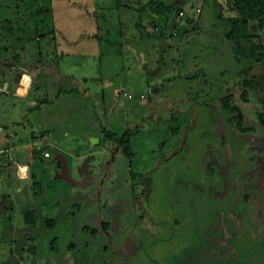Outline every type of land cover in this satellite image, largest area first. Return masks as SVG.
Listing matches in <instances>:
<instances>
[{
    "label": "rangeland",
    "instance_id": "374dc122",
    "mask_svg": "<svg viewBox=\"0 0 264 264\" xmlns=\"http://www.w3.org/2000/svg\"><path fill=\"white\" fill-rule=\"evenodd\" d=\"M220 2L188 0L182 11L159 12L153 0H0V68L19 59L33 71L40 56L65 74L55 106L37 113L60 128L36 144L35 157L19 152L37 171L31 189L40 219L30 226L26 207L2 208L0 264H264V67L244 102L234 49L246 56L249 42L264 61V25ZM220 13L227 19L217 22ZM229 90L252 134L236 131V114L230 122L218 99ZM138 106L151 115L132 138L133 156L120 150L116 161L113 146L98 143L94 168L81 172L86 184L95 174L91 189L55 201L61 189L76 190L77 137L122 134ZM24 109L17 129L33 142V111ZM68 130L77 134L59 140ZM61 142L68 150L58 155ZM4 179L8 192L26 183L14 170Z\"/></svg>",
    "mask_w": 264,
    "mask_h": 264
},
{
    "label": "crops",
    "instance_id": "0c3cea01",
    "mask_svg": "<svg viewBox=\"0 0 264 264\" xmlns=\"http://www.w3.org/2000/svg\"><path fill=\"white\" fill-rule=\"evenodd\" d=\"M12 34L14 35V32H12ZM3 38H6V36H3V34L1 35L0 33V43ZM21 38H22V34L18 33L14 35L13 40L15 41ZM9 54L10 55H8L7 58L13 59L15 58L17 51L14 50L11 53L9 52ZM18 60L19 59H17L15 63L11 64L8 69L0 68L1 70H3V71H0V97H1L0 105L1 107L2 106L5 107L4 110L1 109L4 112L0 114V182L3 183L0 186V211H2V208L9 209V210L12 209V211L13 210L15 211L16 207L18 208L21 207V209H24L23 207H26L25 212L23 214L24 219H25V213L29 209L35 208L36 216H37L36 223L26 222L27 225L33 226V225H36L38 220L40 219V215H38L39 208L36 206V204L33 207V190L31 189L33 188V184L31 183V180L32 178L36 179L37 171H35L36 169L30 163L22 161L20 159L19 152L23 147H26L30 149L31 151V152L29 151V155L32 157H35V155L37 154V150L35 149L34 151H32V149L36 147V144L40 145L44 139L50 140L51 138L50 130L52 129L54 130L55 128L57 129L60 128V127H55V125L51 126L50 125L52 124L51 122H49L48 120H44V118L37 116V113L49 110L51 109L50 107L55 106L53 103L54 102L56 103L59 99L57 94L60 93L61 90H63L62 84L64 82L65 74L63 71H61V68L59 65L48 63L44 61V59L41 58L40 56L37 59L33 60V71H31V69L27 67H21L20 61ZM66 76L67 78L68 77L70 78V76L68 75ZM32 91L34 92L32 93ZM84 91L87 92L86 89ZM85 95L91 97L92 93L91 92L86 93ZM7 96L10 97L11 99L10 103L8 101H5L4 99ZM50 96H52V98H50ZM63 97L64 96H61V99ZM47 100H50V101L47 102ZM112 101L113 103H116L115 99H113ZM94 103L96 105H99L102 103V101L101 99H96L94 100ZM22 107L25 108L24 110L27 109L29 113L33 111V122H31L29 119L30 126H32L33 131L36 132V133H33L34 134L33 142L32 141H22L23 135H21L17 129V128H20L21 124L17 120L16 115ZM130 110H131V116H130L129 121L126 123L127 128L125 130H132L133 134H143L142 133L144 132L143 127L146 122L145 118L149 117L150 111L146 109L145 106L144 107L138 106L137 108H133V109L131 108ZM111 120L112 119H110V121ZM99 123L100 122L96 124H99ZM22 129L27 130L28 127H24V128L22 127ZM100 130L102 131L101 127H100ZM86 132L82 133L85 135H82L81 137H77L79 147L80 148L82 147V148L76 151L77 159H78L76 163V168L78 169V173H79V176L77 177L78 181L74 179L77 182L73 184L76 190L74 192H69L67 190L61 189L58 193L59 195L58 200H55V201H58L59 203H62L63 200L69 199L68 194H71L72 196L73 195L77 196L78 194V197L80 198L85 197L84 195L88 192L87 189H89V187L91 186L90 185L88 187V184L90 183L91 179L94 178L95 174L93 173L89 176L87 175L88 178L89 177L90 178L88 180L89 183L86 184L85 181H82V179H84V176L81 172H82V168H86V166L89 171L94 168V163L92 161L95 155L94 153L96 152V149L99 147L98 143L104 142L108 145L113 146V148L115 149V159L114 160H116L117 157H120L119 159L123 158V155L121 156L118 155L121 149L118 148L117 143L113 139L107 137L104 134V131H102L103 132L102 136L94 137L93 142H91L90 140L91 133L86 135ZM71 133L74 135L77 134L75 130H68L64 133L61 132L59 133L60 134L59 140L62 141L64 139V135L62 134H65V136L68 137L70 136ZM64 145L61 142V144L57 146L58 148L61 149V151H58L55 153L60 155L62 154V152L67 151L68 147L65 145L67 147L66 149ZM132 148H133V144H132ZM81 150H84V151H81ZM58 155L55 156V160H57ZM49 156H52V154L49 153ZM116 161H114V164L110 166L112 169L117 168L118 162ZM52 164H50V166ZM60 164L62 165V163ZM12 170L16 171V176L18 179L26 180V183H24L23 185L20 184L16 188V190H14V192H8L7 189H3L4 180H5L4 176L6 175L11 176ZM80 180L83 183H80ZM6 185H8V187H11V181L8 182ZM1 187H2V190H1ZM73 202L75 204H80V202L76 200ZM11 226H14L13 229H15V224H12Z\"/></svg>",
    "mask_w": 264,
    "mask_h": 264
},
{
    "label": "trees",
    "instance_id": "16d2710c",
    "mask_svg": "<svg viewBox=\"0 0 264 264\" xmlns=\"http://www.w3.org/2000/svg\"><path fill=\"white\" fill-rule=\"evenodd\" d=\"M187 1L188 0H153L154 3L157 2L154 7H156V9L159 10V12L172 11L173 9H176L178 12L182 9V6ZM227 2L232 9H235L240 13L251 14L257 17L261 21V23L264 25V0H227ZM218 3L220 4L221 7H223V4L222 2H220V0H205V4L208 8H212L213 5H217ZM216 18L221 19L222 21L227 19V18H224L223 13L222 14L220 13L219 16H217ZM140 24L142 25L143 30L145 31L146 34L153 33L150 30H148L147 27L143 25V23H140ZM171 24H174L173 20L171 21ZM154 35L156 34L154 33ZM162 35H164V33ZM243 44L245 45V49L248 51V54L246 56H244L243 54H239L238 58L240 60L244 59L245 57L249 59H254V56L256 54L255 49L252 47V45L249 42H244ZM234 47H235V50L238 51L239 44L235 43ZM226 106L228 108H231L229 107L228 104ZM240 117L242 119L243 115L240 114ZM103 131L106 133L105 135L107 137L113 139L118 144V146L126 153L128 157L133 156L134 151H133L132 143H131L132 134L130 130H126L122 134H117L115 131H112V130L104 129ZM36 219H37V216H36L35 208L29 209L25 213V222L36 223Z\"/></svg>",
    "mask_w": 264,
    "mask_h": 264
},
{
    "label": "flooded vegetation",
    "instance_id": "af4514ba",
    "mask_svg": "<svg viewBox=\"0 0 264 264\" xmlns=\"http://www.w3.org/2000/svg\"><path fill=\"white\" fill-rule=\"evenodd\" d=\"M216 20L218 22L220 19L217 18ZM216 47L218 48V46H216ZM234 49H235V47H234ZM239 54H242V53H239V49H238V51H236V53H235V56L237 58L236 62L240 63V64L242 63V65L244 67V78H243L244 87H243V89L241 91L242 92L241 96L243 97L244 102H248L250 100L249 99V93H250L251 89L254 87L255 81L257 79L256 70L259 69L260 67H264V61H262L261 58L259 60L255 59V56H254V59H249V58L245 57L244 59L240 60L238 58ZM246 58L249 59L251 63H249V64L244 63ZM235 95H236L235 91L229 90L224 95L219 96L218 99L223 101V107L229 114L230 122H231L232 115L236 114L237 122H238L237 123L238 129H237V127L234 126L236 131H238V132H240V131H245L246 132L247 131L248 133H251L250 128H247V126H246L247 125L246 124V119H248L247 113L245 112V109H243V105L238 104L236 101H234ZM227 104L231 108H228L226 106ZM235 107H237V108H235ZM240 114L243 115L242 119L240 117ZM150 115H151V111H150ZM260 116L262 117V123L264 125V112H261ZM130 131H131V134H132V137H133L134 136L133 131L132 130H130ZM104 134H106V133L104 132ZM132 137H131V141H132ZM117 146H118V144H117ZM118 148L121 149L119 146H118Z\"/></svg>",
    "mask_w": 264,
    "mask_h": 264
},
{
    "label": "built area",
    "instance_id": "2783aa9c",
    "mask_svg": "<svg viewBox=\"0 0 264 264\" xmlns=\"http://www.w3.org/2000/svg\"><path fill=\"white\" fill-rule=\"evenodd\" d=\"M130 96H132V94H130Z\"/></svg>",
    "mask_w": 264,
    "mask_h": 264
},
{
    "label": "bare ground",
    "instance_id": "6f19581e",
    "mask_svg": "<svg viewBox=\"0 0 264 264\" xmlns=\"http://www.w3.org/2000/svg\"><path fill=\"white\" fill-rule=\"evenodd\" d=\"M25 84V83H24Z\"/></svg>",
    "mask_w": 264,
    "mask_h": 264
}]
</instances>
